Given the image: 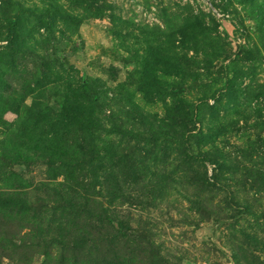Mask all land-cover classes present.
<instances>
[{"label": "rangeland", "instance_id": "rangeland-1", "mask_svg": "<svg viewBox=\"0 0 264 264\" xmlns=\"http://www.w3.org/2000/svg\"><path fill=\"white\" fill-rule=\"evenodd\" d=\"M0 264H264V0H0Z\"/></svg>", "mask_w": 264, "mask_h": 264}]
</instances>
